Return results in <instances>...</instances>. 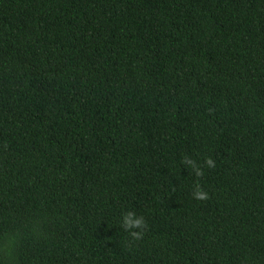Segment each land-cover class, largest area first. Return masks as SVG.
I'll list each match as a JSON object with an SVG mask.
<instances>
[{"label":"trees","instance_id":"1","mask_svg":"<svg viewBox=\"0 0 264 264\" xmlns=\"http://www.w3.org/2000/svg\"><path fill=\"white\" fill-rule=\"evenodd\" d=\"M0 264H264V0H0Z\"/></svg>","mask_w":264,"mask_h":264},{"label":"clouds","instance_id":"2","mask_svg":"<svg viewBox=\"0 0 264 264\" xmlns=\"http://www.w3.org/2000/svg\"><path fill=\"white\" fill-rule=\"evenodd\" d=\"M187 163H192L191 161H188ZM209 167L213 166V162L211 160L208 161ZM200 171L197 170V175H200ZM194 196L197 199H206L207 198V193L203 191L199 186H197V190L194 192ZM125 223L128 224L130 227L135 226V227H143V221L141 218H136L134 217L133 214H129L128 216L125 217ZM139 233H133V236L139 237Z\"/></svg>","mask_w":264,"mask_h":264}]
</instances>
